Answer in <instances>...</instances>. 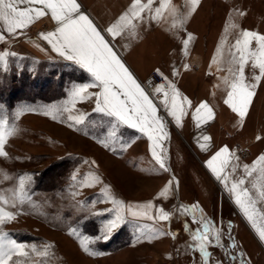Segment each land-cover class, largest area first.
<instances>
[{
    "label": "crops",
    "instance_id": "obj_1",
    "mask_svg": "<svg viewBox=\"0 0 264 264\" xmlns=\"http://www.w3.org/2000/svg\"><path fill=\"white\" fill-rule=\"evenodd\" d=\"M76 2L80 6L79 11L101 30L112 49L147 93L144 81L157 69L175 86L180 94L176 97L180 119L177 123L169 115L172 104L170 88L166 90L169 93L167 108L164 93L160 98L149 93L157 106L158 115L163 117L164 131L167 133L166 138L157 141L159 147L156 151L162 156L168 171L162 169L152 156L153 142L146 134L135 129L122 126L117 143L110 149L105 148L97 143L96 138H103L111 118L93 111L94 98L77 101L74 106L68 103L73 85L91 83L92 77L73 62L60 57L39 35L41 32L54 31L56 24L50 13L26 29L17 30L15 35L5 33V40L0 42V47L3 46L0 51L10 50L19 56L33 57L40 63V124L43 127L40 128V140L52 143L51 148H56L62 158L81 159L72 169V177L74 173L77 174L73 188H76L77 180L80 181L88 173H94L102 181L93 187L78 186L80 194L85 198L83 202L86 204L87 199L90 202L89 197L100 194L104 185H107L111 195L125 205H144L148 202L153 205V208L147 210L153 219L140 217L134 223H129L132 230L122 228L124 225L113 230L110 239L105 240L104 250L99 251L101 255L86 254L78 242L70 249L74 255L73 264H202L200 253L190 247L195 243L192 234L186 231V225L191 230L199 227L198 223L193 222V214L197 221L202 216L207 217L211 221L210 228L218 229L219 222L226 221L229 224L227 230H219L223 247L208 246L211 254L209 264H241L240 258H229V252L233 256L242 253V259L248 264H257L264 259V253L257 251L252 242L248 248L241 245L239 233L230 225L231 220H228L224 205H220L222 202H219L218 195L223 197L224 194L213 184L217 193L204 196L205 187L198 182L199 179L218 180L207 162L220 149L227 146L229 150V153L213 162L214 167L222 169L221 176L228 166L221 165L225 159L228 157L231 163V157L240 148L248 149V155L240 156L241 165H237L233 171L226 193L235 200L236 193L230 191L232 183L244 179L245 183L238 185L237 192L245 188L249 190V194L256 200L254 219L264 222V199L259 197V192L264 191V177L260 173L264 165H257V170L251 176L244 169V165H248L251 170L257 158L264 154V103H259L258 108L263 111L256 112L257 106L253 103L256 99L260 101V97L255 93L242 120L225 103L228 93L232 91V71L236 69L232 61L233 53L236 52L234 45L238 39L235 37L236 31L240 28L241 0H199L194 11H190L189 0H169L156 19L153 16L155 10L160 8L161 0H153L150 8L141 12L140 18H132L134 29L126 28L115 37L105 30L128 11L133 0ZM141 3L147 4L148 0H141ZM184 17L187 18L181 27L179 23ZM174 22L177 27H173ZM132 31L135 32L134 36L130 35ZM189 34L192 38L185 50L183 41L189 39ZM263 88L264 77L261 85ZM97 91L98 88L88 89L90 93ZM202 102L207 103L212 117H208L206 109H201L198 125L193 114ZM51 106L59 110L44 114ZM63 107L70 111H64ZM82 114L85 117L83 124L69 127L74 122L68 117ZM223 127L232 135H227ZM157 135L162 136L163 133ZM204 137L210 139L205 141ZM200 145L205 146L204 150ZM166 186L169 187L167 196H159ZM181 190H184L183 196ZM176 193H179L180 199H177ZM193 205H198L202 213L192 209ZM98 206L114 208L110 202H101ZM87 209L92 212L91 203ZM158 209L170 213L169 219H158ZM89 214L93 219V214ZM124 215L126 219L133 220L128 216L127 209ZM112 216L104 218L102 222Z\"/></svg>",
    "mask_w": 264,
    "mask_h": 264
},
{
    "label": "snow or ice",
    "instance_id": "obj_2",
    "mask_svg": "<svg viewBox=\"0 0 264 264\" xmlns=\"http://www.w3.org/2000/svg\"><path fill=\"white\" fill-rule=\"evenodd\" d=\"M169 0H161L160 8H157L156 14L153 19L162 14L161 9ZM191 8L190 11H194L195 7L199 4V0H189ZM153 0H148L147 4H142L141 0H133L132 5L123 13L115 23L110 25L105 31L111 36L115 37L120 35L126 28H135L132 24V18H140L141 12L145 8H150ZM40 5L41 7H36ZM23 6V7H22ZM80 6L76 0H0V42L5 40V33L9 35H15L17 30L26 29L36 20L48 15L50 13L51 19L55 22L56 27L54 31L47 33H39L40 37L47 41L54 52L66 61H71L79 68L85 70L92 77V82L88 84L73 85L70 96L73 106L77 101L92 100L94 98L95 107L94 112L100 113L106 117L111 118L109 121L108 130L105 132L103 138H96L97 143L101 144L105 148H112L114 144L120 139V129L122 126L135 129L148 136V139L153 142L151 148L152 156L162 169L168 171L165 167L162 156L156 151L159 147L157 141L167 137V133L164 131L165 125L163 123V117L158 115V109L156 104L150 98V94L145 91L142 85L136 80L133 74L122 62L121 58L112 49L108 40L102 34L101 30L93 23V21L85 14L79 11ZM243 15V13H241ZM187 17L180 20L179 26L182 27ZM178 25L174 22L173 27ZM130 35L134 36L135 32H130ZM189 39L183 41L185 50L187 49ZM253 41H255V48L252 47ZM236 52L233 53V64L238 67L232 71L234 80L231 83L232 91L228 93V98L225 103L228 104L234 112H236L241 120L247 114L249 105L252 102V98L255 95L254 89L257 87L256 83H245L244 69L246 63L250 60L251 66L254 70H259V75H253V80L259 82L261 77H264V35L257 32L242 30L240 38L236 40L234 45ZM238 53V56L237 54ZM15 52L0 51V65L7 67V58L9 56H16ZM187 68V65H185ZM162 77L163 74L159 72ZM175 74V73H174ZM167 79L166 77H164ZM98 88L97 92H88V89ZM169 88L172 91V104L169 109V115L173 116L177 123L180 116L177 115V109L179 105L176 103V97L179 92L175 89V86L169 82ZM155 93H164L166 97L164 104L168 107L167 97L168 92L160 86L155 88ZM190 103V102H188ZM201 109H206L208 117H212L211 109L208 108L206 102H202L193 114V119L197 120L199 125V113ZM59 109L56 106H51L44 114H50L53 111ZM64 111H70L69 108L63 107ZM25 111H33L31 108H20L16 111L18 117ZM182 114V109H181ZM53 115V119H55ZM68 119L74 123L69 124V127L83 124L84 115L78 117L69 116ZM15 126L9 127L7 119H0V157H6L7 153L4 150L6 139L15 133ZM163 133L162 136L157 135ZM205 141L209 140V137L203 138ZM260 139V137H257ZM204 150V145H200ZM229 153L227 146L220 149L211 160L207 162V166L216 175L217 179H222L226 182L227 177H221V170L213 166V162L216 161L222 155ZM88 163V161H85ZM95 164V162H92ZM227 163V161H224ZM257 165H264V154H261L257 160L251 166L249 170L248 165H244V169L249 176L257 170ZM261 176L264 177V167L260 168ZM7 178V176H5ZM73 180L77 179V174H73ZM102 183L100 177L94 173H88L85 177L79 181L80 187H93L96 184ZM244 179H240L238 182L232 183L230 191L236 193L235 203L241 208L244 215L252 223V227L258 234V238L261 243H264V227H258L254 219L256 212L255 205L256 200L249 194L248 189H242L237 192L238 185H243ZM171 181L169 182V185ZM255 188L256 186L253 185ZM24 189L25 178H20L19 202H24ZM169 191V187L166 186L159 196L166 197ZM75 195V194H74ZM100 196L102 197L100 202L111 203L114 208L106 209L104 212L95 213V215H104L105 213H114L112 218L105 221L100 229V234L94 237H89L81 234L78 229H71L69 235L74 236L83 252L90 256L101 255L92 249L91 245L99 240H108L111 237L113 230L121 227L126 223H134L135 219L140 217H147L153 219L148 215V209L153 208L151 202L144 205H125L123 201L116 199L111 195L109 186L104 185L101 190ZM259 197L264 199V191L259 192ZM10 201L3 195H0V205H8ZM93 204L96 201H92ZM15 207V204H12ZM82 206H84L82 204ZM198 212L202 213L198 205L191 206ZM127 209L128 216L133 220L125 218L124 211ZM143 209V211H141ZM185 211H189L185 209ZM158 219L168 220L170 213L163 209H158ZM16 214L11 211H6L4 207H0V225L15 219ZM193 222L198 223L199 227L195 230H191L186 225V231H190L192 239L195 242L190 245L194 251H198L201 255L202 264H209L211 254L208 252V246L223 247L221 244V233L219 229L210 228L211 221L207 217L202 216L200 221L195 219L193 214ZM159 232V230H156ZM167 234V233H161ZM149 238V242H150ZM51 245L45 244L42 249L36 245H24L9 238L6 233H0V264H9L10 261L13 264H19V261H13V257L29 258L30 255L35 254L44 259L49 256V250ZM231 259H241V264H248V262L242 259L243 254L238 253L233 256L231 252L227 253Z\"/></svg>",
    "mask_w": 264,
    "mask_h": 264
},
{
    "label": "rangeland",
    "instance_id": "obj_3",
    "mask_svg": "<svg viewBox=\"0 0 264 264\" xmlns=\"http://www.w3.org/2000/svg\"><path fill=\"white\" fill-rule=\"evenodd\" d=\"M240 7V28L236 31L235 37L240 38L242 30L264 35V0H241ZM255 46L253 41L252 47ZM0 48L3 49V46ZM236 54L238 56V53ZM251 64L249 60L245 65V83L257 84L254 92L258 93L260 101L256 99L253 105L257 106L256 112H259L263 111L258 109L259 103H264V88L261 89L263 77L259 82L253 80V75H259V70H254ZM41 83L40 63L33 57L9 56L7 67L0 65V119L6 118L9 127L15 126L16 129L14 135L6 139L4 150L7 156L0 157V195L10 201L8 205L0 207L15 213L16 216L15 219L0 225V233H6L9 238L24 245H36L40 249L45 244L52 246L46 259L35 254L27 259L14 256L13 261H19V264H73L74 255L70 253V249H73L78 241L69 235L70 230L75 228L85 236H97L104 223L102 220L114 213L95 215L106 209H113L98 206L102 199L100 194L91 195L90 202L87 199V206L89 203L92 204V212H88L83 202L85 198L78 189L79 180L76 188H73L72 169L81 159L62 158L57 154L56 148H51L52 143L40 140V128H43L40 124ZM20 108H31L33 111H25L17 117L16 111ZM223 130L227 135H232L226 127H223ZM231 159V163L227 157L225 159L227 163L221 164L223 167L228 165L221 176L227 177L226 182L222 179H199L198 182L205 187L204 196L217 193L214 185L224 194L223 197L218 195V199L228 213L230 225L239 233L241 245L248 248L252 242L257 251L264 253V243L259 240L252 223L243 211H240L241 208L235 203L234 198L226 193L233 171L237 165H241L240 156L233 155ZM214 176L216 177L215 174ZM21 177L25 178L22 204L19 202ZM180 192L183 196L184 190ZM176 197L180 199L179 193H176ZM92 201L96 203L93 204ZM13 203L15 207L12 206ZM178 204L181 205L179 202ZM89 213L93 214V219ZM218 224L219 230H227L229 227L226 221ZM256 224L258 227H264V222L256 221ZM122 228L132 230L129 223L124 224ZM105 245V240H99L91 247L99 252L104 250ZM9 264L13 262L10 261ZM257 264H264V259Z\"/></svg>",
    "mask_w": 264,
    "mask_h": 264
},
{
    "label": "built area",
    "instance_id": "obj_4",
    "mask_svg": "<svg viewBox=\"0 0 264 264\" xmlns=\"http://www.w3.org/2000/svg\"><path fill=\"white\" fill-rule=\"evenodd\" d=\"M169 82L170 81L168 79H165L164 76L162 77L159 73H157V71H154L144 81V86H145L146 90L148 91V93H150L151 95H153L156 98H160L163 95V92L162 93H155V91H154L155 88L160 86L164 89V91H166L169 89ZM248 154H249L248 149L240 148L237 151L236 155L245 157Z\"/></svg>",
    "mask_w": 264,
    "mask_h": 264
}]
</instances>
